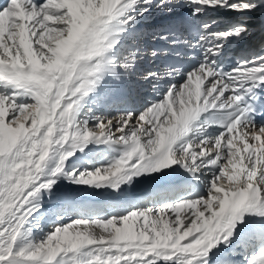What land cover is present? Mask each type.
Wrapping results in <instances>:
<instances>
[{
  "label": "snow or ice",
  "instance_id": "6c2138e0",
  "mask_svg": "<svg viewBox=\"0 0 264 264\" xmlns=\"http://www.w3.org/2000/svg\"><path fill=\"white\" fill-rule=\"evenodd\" d=\"M0 264H264V0H0Z\"/></svg>",
  "mask_w": 264,
  "mask_h": 264
},
{
  "label": "bare ground",
  "instance_id": "6f19581e",
  "mask_svg": "<svg viewBox=\"0 0 264 264\" xmlns=\"http://www.w3.org/2000/svg\"><path fill=\"white\" fill-rule=\"evenodd\" d=\"M101 233H100V231L99 230H97V235H100Z\"/></svg>",
  "mask_w": 264,
  "mask_h": 264
}]
</instances>
